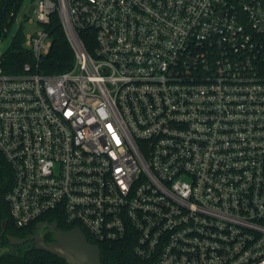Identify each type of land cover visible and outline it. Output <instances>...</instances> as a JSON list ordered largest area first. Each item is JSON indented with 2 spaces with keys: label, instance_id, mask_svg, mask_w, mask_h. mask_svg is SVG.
I'll return each mask as SVG.
<instances>
[{
  "label": "built area",
  "instance_id": "2783aa9c",
  "mask_svg": "<svg viewBox=\"0 0 264 264\" xmlns=\"http://www.w3.org/2000/svg\"><path fill=\"white\" fill-rule=\"evenodd\" d=\"M55 13L75 57L49 75ZM29 14L32 62L9 74L0 58L12 224L127 242L126 264H264V0H35Z\"/></svg>",
  "mask_w": 264,
  "mask_h": 264
},
{
  "label": "trees",
  "instance_id": "16d2710c",
  "mask_svg": "<svg viewBox=\"0 0 264 264\" xmlns=\"http://www.w3.org/2000/svg\"><path fill=\"white\" fill-rule=\"evenodd\" d=\"M16 0H5L0 4V13H5L12 8ZM46 30L52 38V46L48 54L39 61L38 68L44 74L55 75L70 70L74 63V51L60 22L57 13L51 16ZM78 35L88 52H92L95 46V32L91 29L79 30ZM24 37L20 33L15 40L12 41L11 50L6 54L3 67L9 74H20L25 62H32V59L26 55L23 46ZM13 171L6 160L0 153V247L5 251L0 254V264H67L64 260L58 258L43 250L34 247H28L17 251L9 252L5 246L8 244L7 235L17 238H26L33 234L36 223H32L24 228L15 227L9 217V207L5 196L13 185ZM8 221L6 231L3 230L2 224ZM43 220L53 221L51 218H43ZM63 230H70L60 221H55ZM90 243L95 242L88 237ZM101 249L102 264L120 263L126 264L132 259L130 245L127 242H114L99 244Z\"/></svg>",
  "mask_w": 264,
  "mask_h": 264
},
{
  "label": "water",
  "instance_id": "95a60500",
  "mask_svg": "<svg viewBox=\"0 0 264 264\" xmlns=\"http://www.w3.org/2000/svg\"><path fill=\"white\" fill-rule=\"evenodd\" d=\"M7 225L8 221L6 220L2 224L4 231H6ZM44 227L54 232L53 237L55 241L53 243H47L42 234L24 239L7 235L8 242L12 246L8 251L13 252L34 247L57 256L67 264H102L99 245L90 243L80 228L75 227L64 231L59 229L56 223L39 222L36 225V229L38 230H42ZM16 245H21V247H14Z\"/></svg>",
  "mask_w": 264,
  "mask_h": 264
},
{
  "label": "rangeland",
  "instance_id": "374dc122",
  "mask_svg": "<svg viewBox=\"0 0 264 264\" xmlns=\"http://www.w3.org/2000/svg\"><path fill=\"white\" fill-rule=\"evenodd\" d=\"M35 0H21L16 7V20L13 22L9 29V34L2 35L0 38V58L7 54L12 47V38L18 34L24 33L25 36L35 34L36 31H40L42 27L34 22L29 23L26 21L30 16V8L34 4ZM24 48L30 50V46L24 45ZM4 249L0 247V254L4 253Z\"/></svg>",
  "mask_w": 264,
  "mask_h": 264
},
{
  "label": "flooded vegetation",
  "instance_id": "af4514ba",
  "mask_svg": "<svg viewBox=\"0 0 264 264\" xmlns=\"http://www.w3.org/2000/svg\"><path fill=\"white\" fill-rule=\"evenodd\" d=\"M40 222L55 223L54 220H53V221L43 220V221H40ZM58 228L61 229L62 227H60V226L58 225ZM61 230H63V229H61ZM64 231H66V230H64ZM37 234H42V235H44V239H45V241H46L47 243H53V242L55 241V240H54V237H53L54 232H53V231H49V229H48L47 227H44L42 230H38V229L35 228L33 234H31L30 236H28V237H26V238H29V237H31V236H33V235H37ZM22 239H24V238H22ZM10 247H12V246H11L10 243L8 242V244L5 246V248H6L7 250H9ZM14 247H21V245H16V246H14Z\"/></svg>",
  "mask_w": 264,
  "mask_h": 264
}]
</instances>
